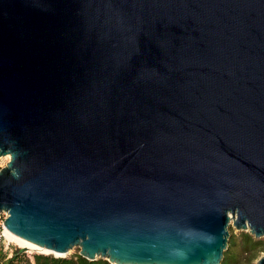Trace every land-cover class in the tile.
<instances>
[{
	"label": "water",
	"instance_id": "95a60500",
	"mask_svg": "<svg viewBox=\"0 0 264 264\" xmlns=\"http://www.w3.org/2000/svg\"><path fill=\"white\" fill-rule=\"evenodd\" d=\"M6 155L4 227L54 256L221 264L264 236V0H0Z\"/></svg>",
	"mask_w": 264,
	"mask_h": 264
},
{
	"label": "trees",
	"instance_id": "16d2710c",
	"mask_svg": "<svg viewBox=\"0 0 264 264\" xmlns=\"http://www.w3.org/2000/svg\"><path fill=\"white\" fill-rule=\"evenodd\" d=\"M264 251V240L255 238L248 231H241L238 235L230 230L228 244L223 252L221 264H254V261ZM0 264H111L106 259L98 258L88 260L78 252L65 256L56 257L53 254L33 253L29 257L19 247L13 245L10 255L0 251Z\"/></svg>",
	"mask_w": 264,
	"mask_h": 264
},
{
	"label": "bare ground",
	"instance_id": "6f19581e",
	"mask_svg": "<svg viewBox=\"0 0 264 264\" xmlns=\"http://www.w3.org/2000/svg\"><path fill=\"white\" fill-rule=\"evenodd\" d=\"M8 157H9L8 155L2 156L3 159L4 158L7 159ZM4 234H5V237L8 240H10L11 242H14L19 247H23V248H26V249H29V250H33V251H37V252H41V253L56 254V255H58L57 253L52 252L49 249H46L44 247H40V246H38L36 244H33V243H31V242H29V241H27V240H25V239H23V238L15 235V234H13L12 232H10L9 230H7L6 228L4 230ZM70 250H68L65 254H61V255H65L66 256V254H68V252Z\"/></svg>",
	"mask_w": 264,
	"mask_h": 264
},
{
	"label": "built area",
	"instance_id": "2783aa9c",
	"mask_svg": "<svg viewBox=\"0 0 264 264\" xmlns=\"http://www.w3.org/2000/svg\"><path fill=\"white\" fill-rule=\"evenodd\" d=\"M0 159H3V158L0 157ZM4 159H5L4 160L5 162H3V164H6V162L9 160V157L7 159L6 158ZM3 164L0 165V168ZM6 217H7V212L4 210H0V251L7 252V254L10 255L13 251V245H15V243L11 242L5 237V234H4L5 227H4L3 222Z\"/></svg>",
	"mask_w": 264,
	"mask_h": 264
},
{
	"label": "rangeland",
	"instance_id": "374dc122",
	"mask_svg": "<svg viewBox=\"0 0 264 264\" xmlns=\"http://www.w3.org/2000/svg\"><path fill=\"white\" fill-rule=\"evenodd\" d=\"M5 159H0V165L1 164H3V162H5L4 161ZM5 164H3L1 167H3ZM230 230L233 232V233H235L236 235H238L240 232H241V230H237V229H235L233 226H232V223L230 224V226H229V234H230ZM243 231V230H242ZM260 238H262V240H264V236H262V237H260ZM16 245V244H15ZM17 246V245H16ZM26 254L29 256V257H31L32 256V254L33 253H41V252H37V251H33V250H29V249H27L26 251ZM77 252H79V247H73V248H71V250L68 252V254H66V256H69V255H73V254H75V253H77ZM43 254H47V253H43ZM262 254H264V251L263 252H261V255ZM260 255V256H261ZM258 259V258H257ZM256 259V260H257ZM255 260V261H256ZM254 261V262H255Z\"/></svg>",
	"mask_w": 264,
	"mask_h": 264
}]
</instances>
